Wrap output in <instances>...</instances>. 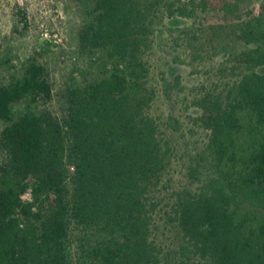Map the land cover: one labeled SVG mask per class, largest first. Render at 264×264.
I'll return each mask as SVG.
<instances>
[{"label":"trees","instance_id":"16d2710c","mask_svg":"<svg viewBox=\"0 0 264 264\" xmlns=\"http://www.w3.org/2000/svg\"><path fill=\"white\" fill-rule=\"evenodd\" d=\"M246 1L220 8L244 19ZM186 8L94 0L79 47L107 53L112 68L68 87L60 113L47 106L53 87L36 56L0 87V264H162L153 191L168 151L151 111L157 91L147 55L161 16ZM239 39L250 47L241 57L247 70L197 103L207 134L189 171L198 186L179 191L169 215L180 234L178 264H264V73L255 70L264 67L263 21L250 17ZM163 80L170 97L179 78ZM21 101L44 106L15 118Z\"/></svg>","mask_w":264,"mask_h":264},{"label":"rangeland","instance_id":"374dc122","mask_svg":"<svg viewBox=\"0 0 264 264\" xmlns=\"http://www.w3.org/2000/svg\"><path fill=\"white\" fill-rule=\"evenodd\" d=\"M177 1L187 7L186 14L161 16L154 46L147 55L150 85L157 91L151 111L168 151V163L153 191L158 202L153 236L161 250L162 264L180 261V234L169 216L176 194L198 186L189 171L206 145L207 134L197 103L207 91L225 93L247 70L241 57L250 47L240 41L239 35L250 17L264 23V0L243 3L245 20L226 15L220 8L223 0ZM93 7L94 0H0V87L22 76L36 56L46 67L53 87V99L47 106L60 113L68 87L107 76L112 68L107 53H82L79 47L80 31ZM255 70L264 73V67ZM164 77L173 84L179 78V86L171 90L170 97L165 94ZM43 106V102L21 101L14 107V117ZM244 117L248 121V115ZM6 125L0 120V134ZM24 197L29 200L30 194Z\"/></svg>","mask_w":264,"mask_h":264}]
</instances>
